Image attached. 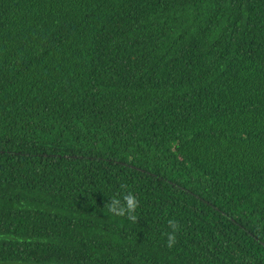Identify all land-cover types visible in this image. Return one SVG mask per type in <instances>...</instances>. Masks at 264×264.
<instances>
[{"label":"trees","instance_id":"obj_1","mask_svg":"<svg viewBox=\"0 0 264 264\" xmlns=\"http://www.w3.org/2000/svg\"><path fill=\"white\" fill-rule=\"evenodd\" d=\"M0 264H264V0H0Z\"/></svg>","mask_w":264,"mask_h":264},{"label":"clouds","instance_id":"obj_2","mask_svg":"<svg viewBox=\"0 0 264 264\" xmlns=\"http://www.w3.org/2000/svg\"><path fill=\"white\" fill-rule=\"evenodd\" d=\"M124 187V185H122ZM139 206V201L137 197L132 192H127L123 195V198L112 197L106 204L105 208L108 211L116 216H127L128 219L133 221L134 223L137 222V215L136 209ZM168 226L171 229L170 232L167 233V246L172 248L176 243V233L179 230V224L177 221L169 220Z\"/></svg>","mask_w":264,"mask_h":264}]
</instances>
